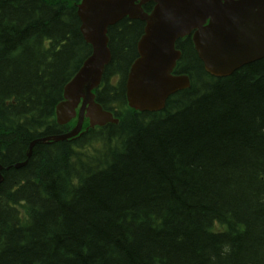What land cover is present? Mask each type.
I'll use <instances>...</instances> for the list:
<instances>
[{
	"label": "trees",
	"instance_id": "obj_1",
	"mask_svg": "<svg viewBox=\"0 0 264 264\" xmlns=\"http://www.w3.org/2000/svg\"><path fill=\"white\" fill-rule=\"evenodd\" d=\"M77 2L0 0V264H264V59L215 78L177 42L191 85L138 113L124 81L143 24L124 18L96 92L118 124L26 158L67 130L54 108L90 52Z\"/></svg>",
	"mask_w": 264,
	"mask_h": 264
},
{
	"label": "water",
	"instance_id": "obj_2",
	"mask_svg": "<svg viewBox=\"0 0 264 264\" xmlns=\"http://www.w3.org/2000/svg\"><path fill=\"white\" fill-rule=\"evenodd\" d=\"M138 1L137 4H134ZM153 2L150 13L140 6ZM80 31L92 47L91 55L64 88V99L56 107L57 123L74 117L73 108L82 98V108L89 104L86 116L91 126L116 123L109 113L94 105L90 91L97 87L103 66L109 61L106 28L123 17L144 23L143 35L137 42V59L131 64L125 82L128 106L140 112H156L166 99L188 87L185 76L170 74L179 53L174 41L199 27L206 19L208 26L195 33L193 42L204 70L215 77H226L236 70L264 59V0H81L77 6ZM69 133L34 140V144L63 141L74 136L82 121ZM25 162L15 164L14 169ZM0 167V171H1ZM2 178L0 176V182Z\"/></svg>",
	"mask_w": 264,
	"mask_h": 264
},
{
	"label": "rangeland",
	"instance_id": "obj_3",
	"mask_svg": "<svg viewBox=\"0 0 264 264\" xmlns=\"http://www.w3.org/2000/svg\"><path fill=\"white\" fill-rule=\"evenodd\" d=\"M113 83L115 84L116 83V80H114Z\"/></svg>",
	"mask_w": 264,
	"mask_h": 264
}]
</instances>
